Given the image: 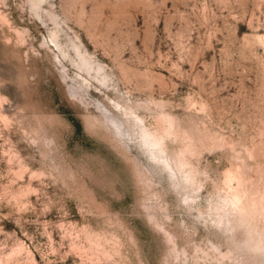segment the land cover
Masks as SVG:
<instances>
[{"label":"rangeland","instance_id":"374dc122","mask_svg":"<svg viewBox=\"0 0 264 264\" xmlns=\"http://www.w3.org/2000/svg\"><path fill=\"white\" fill-rule=\"evenodd\" d=\"M0 264H264V0H0Z\"/></svg>","mask_w":264,"mask_h":264}]
</instances>
